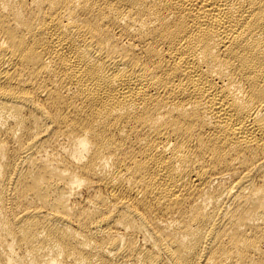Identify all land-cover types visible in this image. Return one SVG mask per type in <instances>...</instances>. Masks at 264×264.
<instances>
[{
	"label": "bare ground",
	"instance_id": "obj_1",
	"mask_svg": "<svg viewBox=\"0 0 264 264\" xmlns=\"http://www.w3.org/2000/svg\"><path fill=\"white\" fill-rule=\"evenodd\" d=\"M0 264H264V0H0Z\"/></svg>",
	"mask_w": 264,
	"mask_h": 264
}]
</instances>
